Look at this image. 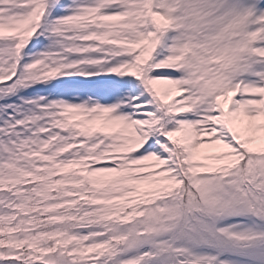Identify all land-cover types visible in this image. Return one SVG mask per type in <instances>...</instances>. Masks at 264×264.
I'll use <instances>...</instances> for the list:
<instances>
[{"label":"snow or ice","instance_id":"6c2138e0","mask_svg":"<svg viewBox=\"0 0 264 264\" xmlns=\"http://www.w3.org/2000/svg\"><path fill=\"white\" fill-rule=\"evenodd\" d=\"M0 264H264V0H0Z\"/></svg>","mask_w":264,"mask_h":264}]
</instances>
